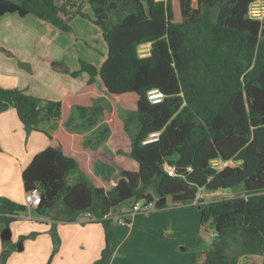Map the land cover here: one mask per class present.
I'll return each instance as SVG.
<instances>
[{
    "label": "trees",
    "instance_id": "obj_1",
    "mask_svg": "<svg viewBox=\"0 0 264 264\" xmlns=\"http://www.w3.org/2000/svg\"><path fill=\"white\" fill-rule=\"evenodd\" d=\"M253 1L178 0L176 20L173 0H0V17L34 14L65 32L75 16L91 20L107 45L105 60L97 67L80 58L79 70L66 71L88 73L89 84L99 77L110 94L136 96L125 131L137 171H122L110 189L82 173L69 183L77 160L50 146L23 173L26 191L41 190L38 215L55 212V219L71 222L89 211L100 218L106 244L94 264H107L112 254L115 225L105 215L128 200L134 205L168 196L184 205L196 202L202 225L214 231L209 249L191 252V264H240L245 256H261L264 264V18L250 17ZM145 45L146 55L140 51ZM154 90L157 101L150 97ZM7 107L29 131L48 133L44 124L62 114L61 101L0 86V109ZM153 133L157 139L145 142ZM239 187L244 194L199 198L203 191ZM26 210L0 197V224L9 227ZM13 249L11 239L3 240L2 264Z\"/></svg>",
    "mask_w": 264,
    "mask_h": 264
},
{
    "label": "crops",
    "instance_id": "obj_2",
    "mask_svg": "<svg viewBox=\"0 0 264 264\" xmlns=\"http://www.w3.org/2000/svg\"><path fill=\"white\" fill-rule=\"evenodd\" d=\"M59 38H64L59 28L34 14L21 16L18 13H6L1 16L0 86L17 87L39 98L47 97L44 99L51 100L46 93L36 91L33 75L42 61L49 66L55 59L54 50L56 45L59 46ZM69 42L71 43L70 38ZM21 62H27L30 71L20 66ZM87 84L81 92L72 89L66 91L64 99L61 100V118L43 126L49 134L41 129L27 130L15 108L0 109V197L25 204L27 191L23 180L24 170L38 153L50 146L61 148L75 157L78 167L82 165L90 177L87 179L93 184L105 189L117 184L121 177L117 181L110 180L108 163L96 159H104L106 154L121 164L116 145L124 130L119 132V129L114 128L113 118L83 114L85 104H92V99L98 97V85L110 94L99 77L94 83ZM65 101L72 105H65ZM68 107L72 109L68 112L70 117L66 116ZM105 167L108 169L106 172ZM127 170L137 171L138 168ZM219 192L221 191H203L199 198ZM194 204L196 202L188 205L175 203L168 196L159 198L158 210L138 214L131 224H120L112 219L115 234L111 240L112 254L107 264H191V253L186 252L185 246L196 242L194 236H198L201 221L200 206H197L194 214L193 206H190ZM162 205L165 208L160 209ZM117 209L111 213L117 216L130 212L129 209ZM19 218L20 221L17 220ZM45 218L47 216L28 210L17 215L12 222L15 226L11 242L15 245L22 238L24 243L20 242L21 245H18L23 248L19 249L15 245L7 264H94L101 257L106 244L105 229L101 222L80 223ZM147 227L164 232L169 240L154 238L147 231ZM4 228L6 227L0 224V264L3 251L1 232ZM184 233L189 237L183 238ZM254 257H259L263 263L261 256Z\"/></svg>",
    "mask_w": 264,
    "mask_h": 264
},
{
    "label": "rangeland",
    "instance_id": "obj_3",
    "mask_svg": "<svg viewBox=\"0 0 264 264\" xmlns=\"http://www.w3.org/2000/svg\"><path fill=\"white\" fill-rule=\"evenodd\" d=\"M15 1L20 2V0H15ZM194 2L196 3V0H194ZM173 3H174L176 20H180L181 15L179 11L178 0H173ZM84 10L85 12L91 15L93 14L92 9L88 6H86ZM71 26H72V30L70 32L64 33L61 31V34H63L64 38L62 40L61 38L58 39L59 46L56 45V48L54 50L55 59H53L50 62L49 66L46 65L44 61H42L41 66L38 67L36 73L33 75V85L34 88H36V91L38 93L40 92L46 93L50 98L57 99L58 101L64 99L67 93L66 91L68 89H72L75 92H81L84 89V87L88 85L87 83H89L90 75L88 73H80L77 77H74L66 71L67 69L69 71L79 70L81 67L79 62L80 58L85 59L96 66H101L107 55L106 43L102 38L101 29L96 24H94L91 20L87 18L75 16L71 22ZM69 38L71 40V43L69 42ZM148 48L149 45L142 46L140 50L141 53L142 54L148 53ZM25 69L29 70L27 68ZM97 92H98V97L92 99V104L91 103L85 104L86 106L84 110H82V112L85 116L89 115L91 117L102 116L105 118H113L114 128L119 129V132L124 130L125 135L123 134L119 137L121 138V140H119L118 142L119 144L118 143L117 145L114 144L116 145L117 150L119 151L121 164L116 162L115 159L108 157V155L106 154H104L105 157L104 159L103 158L96 159V160L104 161L105 164L108 163V167H110L109 171L111 172L109 179L117 181V179H119L122 176L121 175L122 171H124L125 169L134 170L135 167L138 168V163L131 157L130 136L125 131L126 117L131 111L136 109V96L134 94L125 95L127 97L125 96L117 97L115 95H110L107 94L100 85L97 86ZM44 98L47 97H43L42 99ZM69 101L67 102L65 101L64 104L66 105V103H68V105L71 106L72 104ZM70 110L72 111V109H70L69 107L66 108L67 117H70V114L68 113L70 112ZM79 113H81V111H79ZM133 163L135 165H133ZM217 165L219 166L220 163H217ZM106 167H105V172L106 170H108ZM78 173H82L83 175H85V177H88L90 179V177L83 170L82 165H79L76 174L70 175L68 180L69 183L73 182L75 175H77ZM201 193L199 195H201ZM242 194H244L243 188L239 187V188L222 190L221 192L213 195H203L201 196V198L216 199L221 197H233ZM158 200L159 198L156 197V200H154L155 205L153 207H149L150 211H155L156 209L158 210ZM139 203L143 205L144 201L141 200ZM132 206H133L132 202L128 200L124 202L120 207H118L117 210H122V211L128 209L132 210ZM190 206H193L192 208L194 210V214H196L198 205L194 204ZM168 207L171 208L170 206ZM159 208L163 209L165 207L162 205ZM54 215L55 212H51L50 215H48L47 218L45 219L47 220L53 219ZM199 218L201 220L200 212H199ZM17 220L20 221L21 219L19 218ZM53 225L54 223H52V226ZM185 225L186 224H182V226ZM14 226L15 225H13V223L10 224L9 227L11 231H14ZM213 232L214 231L210 225L203 226L201 221H199V229L197 234L198 236L196 235L194 236L196 242L191 245L185 246L187 248L186 252L191 253L192 251L197 250V248L198 250L201 251H206L207 249H209L214 241ZM187 237H189L188 234L184 233L183 238L186 239ZM183 238L181 239L183 240ZM167 239L169 240V238ZM177 241L179 242V240ZM199 241L201 242V245L197 247ZM20 242H23L22 238L15 245L18 246ZM15 245L13 246L15 247ZM240 264H263V263L259 257L245 256L242 258Z\"/></svg>",
    "mask_w": 264,
    "mask_h": 264
},
{
    "label": "built area",
    "instance_id": "obj_4",
    "mask_svg": "<svg viewBox=\"0 0 264 264\" xmlns=\"http://www.w3.org/2000/svg\"><path fill=\"white\" fill-rule=\"evenodd\" d=\"M249 15L252 18L257 19H263L264 18V0H255L253 1L249 6ZM151 98H153L155 101L159 100L160 94L154 90L152 94L150 95ZM157 139L156 133L151 134V138L148 140H145V142ZM220 163V166L223 167L227 164V162H215ZM167 169L169 173L174 174V168L171 166H167ZM201 193V192H200ZM199 193V194H200ZM42 200V193L39 187H34L27 191L26 197H25V205L27 207V210L30 212H35L37 207L40 205ZM154 201L149 203H144L141 205L140 203H136L132 206V210L128 212L127 214H119V215H113L112 213L105 215L103 218H109V219H115L120 224H131L132 219L141 213H147L150 212L149 207H153ZM37 214V213H36ZM38 215V214H37ZM100 218L93 215L89 211H85L82 214H80L77 217V221L80 223H90V222H96L99 221Z\"/></svg>",
    "mask_w": 264,
    "mask_h": 264
},
{
    "label": "water",
    "instance_id": "obj_5",
    "mask_svg": "<svg viewBox=\"0 0 264 264\" xmlns=\"http://www.w3.org/2000/svg\"><path fill=\"white\" fill-rule=\"evenodd\" d=\"M19 65L22 66V67H24V68L29 69V64L27 62H21ZM1 238L3 240H10L12 238V231H11L10 227H6V228H4L2 230V232H1ZM20 245H18L17 247L19 249H22L23 246L21 247Z\"/></svg>",
    "mask_w": 264,
    "mask_h": 264
}]
</instances>
